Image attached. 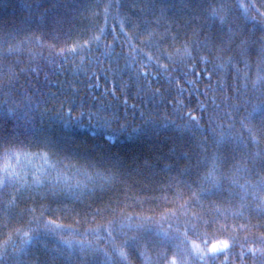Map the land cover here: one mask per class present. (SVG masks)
<instances>
[{
	"label": "snow or ice",
	"instance_id": "6c2138e0",
	"mask_svg": "<svg viewBox=\"0 0 264 264\" xmlns=\"http://www.w3.org/2000/svg\"><path fill=\"white\" fill-rule=\"evenodd\" d=\"M113 8L124 10V19L113 21L107 32L103 26L96 28L94 22L101 11L107 24ZM36 9L43 12H33L19 22L4 19L0 44L8 43L13 33L20 35L47 25L53 32L65 25L80 26L86 38L74 41L71 47H60L55 51L57 57L66 61L69 56H79L82 64L88 61L95 71H86L89 79L95 78L97 88L103 73L113 87L105 86L101 97L107 94L120 101L123 96L125 113L129 107L133 112L141 108L139 103L129 105L130 99H136L130 95L133 84L138 95H151L154 102L163 99L183 121L182 126H175L174 134L185 139L186 145L192 137L199 139L192 156L157 149V160L172 163L163 168L149 159L141 163L133 154L139 149L133 145L157 134L153 117L145 119L143 128L132 127L126 115L119 114V105L113 109L99 97H93L97 103L85 113L77 110L85 107L75 103L77 89L61 98L57 92L45 95L31 80L22 83L21 77L28 72L23 67L0 75V95L5 97L0 104V158L5 161L0 166V196L11 189L6 202L0 200V236L5 237L0 240V264L8 256L14 264H73L72 253L65 256V249L77 247L83 253L77 257L79 264H100L96 257L110 254L101 245L111 247L112 264H129L130 258L143 264H193L194 260L215 264L221 254L227 264L240 233H245L244 243L238 256L231 258L233 264L237 259L243 262L249 254L254 258L259 254L260 264H264V148L260 147L264 141V0H42ZM48 47L55 50V42ZM101 48L107 51L93 61L91 57ZM15 51L8 43L6 55ZM253 52L261 73L251 81L252 94L259 93L255 103L246 95L251 74L247 57ZM104 56L109 60L107 68L102 67ZM213 62L218 63L209 69ZM201 63L204 67L196 71ZM241 64L246 69L243 75ZM184 68L187 71H182ZM170 69L180 72L181 79L189 73L196 78L185 80L186 84L207 79L209 84L202 94L219 91L228 110L210 116L205 128L201 124L203 113L198 116L191 108L183 111L188 105L179 97L191 90L181 87L180 80L176 81L177 95L171 90L165 95L153 86L159 83L160 74ZM219 72L225 75L213 85L212 78ZM87 87L94 85L88 83ZM13 96L18 99L9 105ZM213 104L215 109L221 108L215 98ZM85 123L110 131L99 140L92 139L78 131ZM110 137L131 138L132 144L110 143ZM22 157L39 158L47 167L31 172L18 169L11 161L19 162ZM181 161H186L182 168ZM158 169L176 171V175L161 181ZM189 176L194 178L186 179ZM161 184L162 191L172 193L171 198L153 195ZM146 203L155 204L156 209L164 207V211L145 215ZM137 207L139 212L130 211ZM26 217L27 225L35 227L25 230ZM62 219L72 223L59 222ZM73 225L95 227L80 231ZM180 228L185 241L189 235L196 239L206 235L202 229L230 235L219 246L213 243L209 248L207 241H202V248L191 243L183 252L169 256L164 249L173 238L170 232ZM3 230H7L6 235ZM249 240L257 246L245 248ZM153 247L162 249L155 260L146 252Z\"/></svg>",
	"mask_w": 264,
	"mask_h": 264
},
{
	"label": "trees",
	"instance_id": "16d2710c",
	"mask_svg": "<svg viewBox=\"0 0 264 264\" xmlns=\"http://www.w3.org/2000/svg\"><path fill=\"white\" fill-rule=\"evenodd\" d=\"M41 2L42 0H0V23H2L4 19L19 22L22 20L23 17L32 15L33 12H35L36 15H40L43 12V9L37 10L36 5ZM84 2L87 3L89 2V0H84ZM91 2L102 3L105 2V0H91ZM29 6H31V11L29 9ZM45 15L47 14L45 13ZM124 16V10L117 12V10L113 8L109 14L108 22L107 24H105L103 13L101 11L100 16L94 22L95 27L98 28L103 26L105 27L106 32L110 31L113 27V21H122L124 19ZM162 30L163 29H161V31ZM82 31L83 29L80 26L69 28L67 25H65L63 28L58 29L56 32H53L52 26L47 25L41 30L24 32L20 35H16L15 33H13V35L8 38V43H11L13 45V47L16 49L15 52L6 55L8 43L0 44V75H4L9 71L15 72L17 71L18 67H23L25 69H28V72L26 76L21 77L22 83L26 79L31 80L33 84L37 85V87L43 90L45 95L49 94L50 92H57L58 94H61V98H63V93H70L73 89H77L78 95L76 96L75 103L77 105L83 104L85 106L83 109L78 108L77 110H83L85 111V113L87 112L88 107L90 105H95L97 103V101L93 100V97H99L106 104L112 105L113 109H116L117 105H119V114L121 116L126 115V119L131 123L132 127L143 128L145 127V119L149 116L153 117L155 121L154 126L157 129V134L153 136L144 137L142 144L133 145L134 149H139L138 151H134L133 154L140 158L141 163H143L145 159H149V161L154 164L158 163L159 168H163L166 164H171V160L162 158L157 160V149H159V151L163 153H169V150L171 149L172 153L182 152L188 154L189 156H192L196 150L195 141L199 139V136L192 137L191 142H188L186 145L185 139H181L174 134L175 126H182L183 121L181 120L178 112L173 110L172 106H165V101L163 99L157 98V100L154 102L151 95L140 96L138 95V89L133 84L131 86L130 95L135 96L136 99H130L129 105H132L133 103H139L141 104V108L136 109L135 112H133V109L129 107L127 113H125V108L123 105V96H121L120 101H114L113 98L107 94L101 97L100 94L104 93L105 86H107L109 89L113 87V84L111 82H107L104 79L103 73H100V86L97 88L95 87V78L93 77L92 79H89L90 72L86 71V69H91V71L93 72L95 71V69L92 67L91 64L88 63V61H85L82 64L79 56H69L65 61L63 57H57L55 55V51H58L60 47H71L74 41H82V39L86 38L82 35ZM0 38H3L2 31H0ZM108 39L110 40L111 36H108ZM53 42H55L56 44L55 50H52L48 47V45L52 44ZM106 51V49L101 48L100 52H96L95 55L91 57L92 60L94 61L96 57L100 56ZM116 51L119 52L120 49L117 48ZM247 59L249 60L251 65V74L248 80V90L246 92V95L251 97L252 103H255L256 100L259 98V93L255 95L252 94L251 81L256 79L257 76L261 73H259L257 69V56L255 52L251 53L250 56L247 57ZM215 63L218 62H213V64H209V69H212ZM121 64H123V60L121 61ZM57 65L60 66L58 67ZM108 66V57L104 56L102 67L107 68ZM175 67L176 66L173 65V68ZM203 67L204 65L201 63L199 66H197L196 71H201ZM239 67L241 69V74L243 75L246 69L243 64H241ZM182 71H187V69L184 68L182 69ZM225 72H219L217 75H214L211 83L215 85L218 81V77L225 75ZM195 79L196 78L191 73H189L187 77L181 79L180 72L170 69L168 72H162L160 74L159 83L154 84L153 86L160 87L162 93H165V95L167 94L168 90H171L173 95H177L179 93V89L176 87V81L180 80L181 87L191 90L190 92H183V94L179 97L184 101L185 104L188 105V107H185L183 111L187 112L189 108H191L195 110V114L198 116L203 113L204 119L201 121V124L205 128H207L209 122L208 118L210 116H214L217 111L220 113V115H223V112L227 111L228 108L227 105L222 103L223 96L219 91L213 92L212 90H208L207 96L202 94L206 90V85L209 84V81L207 79H202L195 85L185 83V80ZM117 80H119V77H117ZM227 82L229 87H231L232 76L230 73L227 75ZM88 83H92L94 87L88 88ZM141 83L144 82L142 81ZM243 83L244 82L241 81V86L243 85ZM117 95H120V93H117ZM229 95H231L230 92ZM214 98L215 103L221 105L220 109H215V106L213 104ZM4 99L5 97L3 95H0V104L3 103ZM17 99L18 97L15 96L9 98V105H12V103ZM229 103H231V101H229ZM249 107H251V104L249 105ZM141 111L145 113L144 117H141ZM86 120L87 115H85V121ZM216 123L219 124L220 121L216 120ZM78 131L82 134H86L92 139L99 140L100 138L107 136L110 129L99 127L90 128L88 127L87 123H85L84 126L81 127ZM188 135L191 136V133H189ZM109 142L119 143L121 145L125 143L132 144L131 138L124 137L119 138V140H117L116 137H110ZM260 147L264 148V141L261 142ZM175 159L176 156L173 154L172 160ZM4 163L5 161L0 158V166H2ZM11 163L18 169L28 170L29 172L41 166L47 167V165H44V162L39 158L27 159L22 157L19 162L13 160L11 161ZM185 163L186 161H181L179 167H184ZM157 171L158 179H160L161 181L165 180V178L169 176L176 175V171L169 172L167 171V169L163 171H159L158 169ZM192 178H194V176L186 177V179ZM156 187L157 191L153 193V195L163 197L165 194H167L169 198H171V192L166 193L165 191L161 190L164 188L163 184L157 185ZM10 191L11 189L5 190L4 194L0 196V200L6 202V200L8 199L7 193ZM132 194L135 195V191ZM20 207H23V205H21ZM52 207L55 208L56 205H53ZM130 211L139 212L140 209L137 207L130 209ZM153 211L162 212L164 211V207L156 209V206L153 203H146L144 205L143 212L145 215H152ZM0 219H2V215H0ZM28 219V217L25 218V230H27L28 226L35 227V225H27ZM59 222L65 224L72 223L71 219H62ZM253 223H255V221H253ZM16 226L19 227L21 225L17 224ZM73 227H77L80 231H83L84 227H95V225H73ZM165 228H167V225H165ZM3 231L6 235L7 230ZM183 231L184 229L180 228L179 232H170V235L173 238L167 242L166 249H164L168 252L169 256H171L173 252H183L186 247H190L191 243L197 244L202 248L204 247L202 241H207V247L209 248L213 243H216L219 246L220 242L227 239L228 235H230L220 233L214 234L210 230L202 229V232L207 231L206 235H202L200 239H196L195 237L189 235L188 241H185L184 237L180 235V233H182ZM244 236L245 233L238 234L236 246L231 249L227 264H233L231 258L238 256L239 252L241 251L240 244L244 243ZM3 238L5 237L0 236V240H2ZM155 238L159 240V237ZM15 240L17 244L20 243V239L18 237H16ZM52 246L53 245H50L49 247L51 248ZM94 246L95 245H93V247ZM256 246L257 245L251 243V240H249V242L244 245L245 248ZM101 247H104L110 254L108 256H105L103 253H100L96 258L99 260L100 264H112L114 257L112 255L111 247L105 245H101ZM87 250L88 249L86 247L85 251ZM161 250L162 249L153 247L147 249L146 252L149 257L155 260L157 253ZM9 252H11V249H9ZM69 252L72 253L73 264H79V260L77 259V257H81L83 255L79 247L74 249H65V256H67ZM2 264H14V261L10 256H8L3 258ZM129 264H143V261L137 260L136 258H130ZM193 264H201V262L198 260H194ZM215 264H225V256L221 254L216 260ZM235 264H260L259 254L255 258L252 257L251 254H249L243 262L237 259L235 261Z\"/></svg>",
	"mask_w": 264,
	"mask_h": 264
}]
</instances>
